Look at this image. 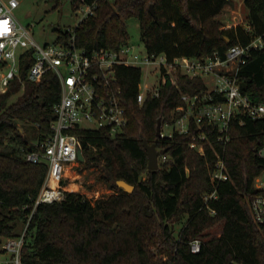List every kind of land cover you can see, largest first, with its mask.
Returning a JSON list of instances; mask_svg holds the SVG:
<instances>
[{"label": "trees", "instance_id": "1", "mask_svg": "<svg viewBox=\"0 0 264 264\" xmlns=\"http://www.w3.org/2000/svg\"><path fill=\"white\" fill-rule=\"evenodd\" d=\"M229 1L83 0L95 9L74 28L75 44L88 53L115 50L128 40L125 22L135 18L149 55L223 58L230 47L264 35V0L243 2L251 32L241 27L222 30L219 17ZM68 2L73 12L81 5V0ZM69 37L68 30L59 31L56 41ZM30 64L21 62L23 87L13 81L0 95V241L19 237L32 212L22 264H264V227L256 225L250 211L251 200L260 194L254 179L264 170V159L258 155L264 148V120L233 119L229 142L222 145L209 137L211 146L204 144L203 156L188 147L195 128L189 135L161 142L155 136L157 121H170L181 104L180 94L203 90L202 80L179 76L177 87L166 83L157 99L138 105L141 72L119 67L116 78L127 117L124 133L115 138L104 131L79 134L84 165L101 164L102 180L114 194L92 203L67 192L61 202L33 210L48 167L27 162L26 155L39 150L48 136L61 90L51 72L39 83L26 81ZM237 80L251 100L264 97V38L263 47L251 50L239 68ZM143 143L164 149L169 162L148 171ZM215 153L223 158L230 181L215 188V200L204 202L214 190L209 170ZM117 181L133 191L125 193ZM218 224L219 236L202 240ZM196 239L200 250L193 254L190 243Z\"/></svg>", "mask_w": 264, "mask_h": 264}, {"label": "built area", "instance_id": "2", "mask_svg": "<svg viewBox=\"0 0 264 264\" xmlns=\"http://www.w3.org/2000/svg\"><path fill=\"white\" fill-rule=\"evenodd\" d=\"M18 7V0H0V95L8 91L13 81H19L23 87L20 66L21 62L28 61L31 64L25 71L26 81L39 83L45 73L51 72L59 80L61 90L60 99L52 108L48 136L39 144V150L26 155L27 162L45 163L48 167L33 210L40 204L64 200L67 193L63 185L65 171L78 163L81 132L104 131L111 138L124 133L127 117L116 78L119 67L141 72L136 94L138 105L148 98L157 99L160 88L166 83L177 87L179 76L202 80L203 90L194 95L180 94L181 104L172 112L170 121L161 122L157 138L161 142L170 141L175 135H189L195 128L188 147L203 156L204 144L211 146L209 137L222 145L229 142L233 119L240 123L244 119L264 120V97L258 102L251 100L242 94L237 80L239 68L245 64L251 50L263 47L264 35L252 38L247 45L230 47L223 58L169 59L165 54L149 55L145 47L142 54L128 40L115 50L100 49L88 53L77 48L74 29L68 30L70 37L67 40L39 45L33 38L32 26L22 25L15 17L14 11ZM94 9L95 5H83L81 0L77 25L92 15ZM243 28L247 33L251 32L248 25ZM162 150L156 147V151ZM258 155L264 159V148ZM169 160L166 153L158 155L157 170ZM209 180L214 190L204 196V202L215 200V188L230 181L218 153L210 166ZM254 188L260 194L251 200L250 211L261 228L264 227V170L254 179ZM31 214L19 237L0 241V256L5 257L0 259V264H22L21 253ZM200 244L198 239L191 242V253L197 254Z\"/></svg>", "mask_w": 264, "mask_h": 264}, {"label": "rangeland", "instance_id": "3", "mask_svg": "<svg viewBox=\"0 0 264 264\" xmlns=\"http://www.w3.org/2000/svg\"><path fill=\"white\" fill-rule=\"evenodd\" d=\"M18 1L19 7L14 11V15L22 25L32 26L33 38L39 45L52 44L59 31L64 32L77 27L80 13L71 10L68 0ZM243 2L244 0H230L225 6L219 17L222 30L243 28L247 24V13ZM125 25L128 42L143 54L144 46L138 20L131 18L125 22ZM225 41L228 42L226 37ZM103 176L104 170L101 164L86 167L84 162H78L66 169L63 185L67 192L79 193L94 203L98 199L114 194V191L102 180ZM70 186L72 190L69 189ZM221 229L222 224L214 226L204 234L202 240L219 236ZM4 258L0 256V259Z\"/></svg>", "mask_w": 264, "mask_h": 264}, {"label": "water", "instance_id": "4", "mask_svg": "<svg viewBox=\"0 0 264 264\" xmlns=\"http://www.w3.org/2000/svg\"><path fill=\"white\" fill-rule=\"evenodd\" d=\"M149 13L154 17V19H156V16L154 14V10H153L152 6H149ZM160 124H161V122H160V120H158L157 125H156V132H155L156 138L159 137ZM143 148H144L146 156H147V170L152 171V172L157 171V169H158L157 157H158V155L165 154L166 151L165 150H162L160 152L156 151V145L155 144L148 145L146 143H143ZM77 159H78V162H83V156H82V153L80 150L78 151ZM116 185L119 189L123 190L127 194H130L133 191V187L128 185L124 181H117Z\"/></svg>", "mask_w": 264, "mask_h": 264}, {"label": "bare ground", "instance_id": "5", "mask_svg": "<svg viewBox=\"0 0 264 264\" xmlns=\"http://www.w3.org/2000/svg\"><path fill=\"white\" fill-rule=\"evenodd\" d=\"M71 188V186L69 187V189ZM70 190H72V189H70Z\"/></svg>", "mask_w": 264, "mask_h": 264}]
</instances>
